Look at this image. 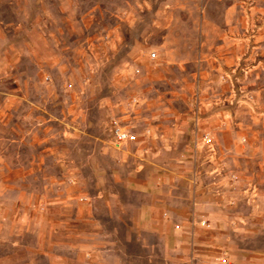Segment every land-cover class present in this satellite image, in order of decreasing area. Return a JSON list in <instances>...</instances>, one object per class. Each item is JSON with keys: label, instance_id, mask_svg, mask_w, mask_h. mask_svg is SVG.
Wrapping results in <instances>:
<instances>
[{"label": "rangeland", "instance_id": "rangeland-1", "mask_svg": "<svg viewBox=\"0 0 264 264\" xmlns=\"http://www.w3.org/2000/svg\"><path fill=\"white\" fill-rule=\"evenodd\" d=\"M220 45L230 62L212 55ZM5 101L0 264L9 215L76 217L101 166L135 159L141 137L147 157L148 132L160 150L190 148L177 160L197 162L222 231L264 230V0H0V111ZM119 127L134 139L116 146Z\"/></svg>", "mask_w": 264, "mask_h": 264}, {"label": "crops", "instance_id": "crops-1", "mask_svg": "<svg viewBox=\"0 0 264 264\" xmlns=\"http://www.w3.org/2000/svg\"><path fill=\"white\" fill-rule=\"evenodd\" d=\"M232 11L221 6L209 28L215 32L223 28ZM205 19L202 15V28L209 24ZM222 49L218 46L212 55L230 62L232 56H224ZM208 56L201 52L199 65ZM7 101L0 111L2 125L10 119L5 113ZM165 132L163 137H173ZM148 133L150 155L145 152L147 157L137 159L145 147L141 137L136 145L131 143L135 159L101 166L94 199L83 204L76 217L65 220L38 209L29 220L9 215V232L15 236L2 238V244L10 248L2 264H219L221 254L227 255L230 264H264V230L233 232L229 226L222 231L221 222L227 219L218 214L217 198L202 184L197 162L177 160L192 157L186 154L190 148L172 145L171 150H160ZM23 198L17 197L19 205L24 204ZM78 220L79 230L74 227ZM28 234L31 239L26 238Z\"/></svg>", "mask_w": 264, "mask_h": 264}, {"label": "built area", "instance_id": "built-area-1", "mask_svg": "<svg viewBox=\"0 0 264 264\" xmlns=\"http://www.w3.org/2000/svg\"><path fill=\"white\" fill-rule=\"evenodd\" d=\"M154 57H155V54L152 53L151 58H154ZM133 139L134 137L130 135L125 129L119 127L115 130L114 143L116 146H120L122 143L126 141H131ZM202 144H204L205 147L211 145V138L208 134L203 137ZM219 264H230L226 254H221L220 259H219Z\"/></svg>", "mask_w": 264, "mask_h": 264}]
</instances>
